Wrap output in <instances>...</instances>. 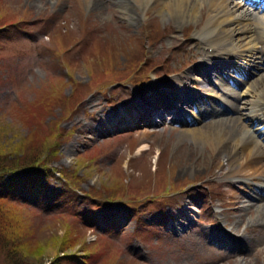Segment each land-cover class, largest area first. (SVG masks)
Masks as SVG:
<instances>
[{"label": "rangeland", "instance_id": "374dc122", "mask_svg": "<svg viewBox=\"0 0 264 264\" xmlns=\"http://www.w3.org/2000/svg\"><path fill=\"white\" fill-rule=\"evenodd\" d=\"M206 11L177 31L173 19L156 11H140V21H129L117 3L100 15L79 0H0V24L9 23L0 28L7 55L0 59L2 156L32 163L41 157L64 167L80 186L65 189L52 177L41 195L22 184L16 202H0V264H9L8 251L21 250L31 264H55L61 250L72 253L68 264H264V224L251 222L255 205L244 208L255 202L254 192L226 177L225 157L212 145L179 142L183 127L170 115L150 128L124 108L144 87L191 75L200 59L185 46L205 24ZM173 28L178 42L169 37ZM146 55L164 63L140 87L127 79L125 67L133 71ZM189 87L205 90L201 83ZM257 99L248 96V107ZM145 142L149 148L140 150ZM176 185L183 186L175 191ZM116 194L123 199L113 200ZM216 211L228 230L244 214L246 254L228 257L204 233L216 228ZM179 221L185 226L177 227Z\"/></svg>", "mask_w": 264, "mask_h": 264}, {"label": "bare ground", "instance_id": "6f19581e", "mask_svg": "<svg viewBox=\"0 0 264 264\" xmlns=\"http://www.w3.org/2000/svg\"><path fill=\"white\" fill-rule=\"evenodd\" d=\"M79 1L90 9L96 10L100 15L110 8L111 4L117 3L127 13L126 19L129 21H140V11L143 13L156 11L166 20L173 19L176 22L177 31L180 26L182 27L183 21L198 23L204 9L207 8L205 24L193 35V39L190 37L187 40L185 49L195 48L194 56L203 55L211 65L205 62L197 64L192 68L193 74L201 77L196 78L200 79L198 81L211 85L210 80L214 72L220 73L224 70L233 72L237 78L228 74L226 78L228 80L232 78L237 86L244 83L243 85L247 88L243 92L234 93L213 84L212 89L216 94L218 92L214 88L225 91L224 102L218 99L210 100L204 95L202 101L204 100L205 108L199 109L200 117L186 118L181 121L185 126L179 132L178 136L181 138L178 141L191 139L198 146L212 145L214 150L225 157L229 165L227 171L229 177L259 179L262 182L259 186L251 184L252 190L257 195L255 203L248 204L244 208L255 205L257 216L250 217L251 222L264 224V0H258L260 2L258 6L253 5L252 0ZM169 37L178 42L174 28ZM176 46L180 45L177 43ZM206 47L208 50L205 49ZM210 48H213V52H210ZM203 50L207 52L202 54ZM251 74L255 77L251 81L246 80ZM190 77L179 78L183 82L181 86H171L178 90L179 94L173 91L172 95L164 91L160 85L151 84L139 95L135 94L134 96H138V99L128 103L125 109L129 113L138 114L140 121L145 124L151 123L152 126L156 123L154 115L161 116L159 114L161 111H177L181 114L180 112H185L189 105L198 101L201 94V92L192 93L193 90L188 88V83L193 81ZM252 89L258 97L256 108L244 111L247 108V96L251 94ZM229 97L232 98L229 99ZM242 102L243 105H241ZM179 103L182 104L179 105ZM161 119L163 123L166 121L164 116ZM199 120L204 121L203 125L195 126ZM255 123L262 131L254 128ZM153 133L155 130L150 131V134ZM148 148L149 144L146 142L140 145V150ZM198 156L207 162L205 156L202 154ZM240 221L232 225L230 232L222 228H214L204 230V233L211 236L213 241L221 247L246 254L248 239L244 238L240 232L241 224H247L244 214H240ZM248 229L247 224L245 231Z\"/></svg>", "mask_w": 264, "mask_h": 264}, {"label": "trees", "instance_id": "16d2710c", "mask_svg": "<svg viewBox=\"0 0 264 264\" xmlns=\"http://www.w3.org/2000/svg\"><path fill=\"white\" fill-rule=\"evenodd\" d=\"M4 153L2 150H0V179L3 177L4 173L7 171H10L13 168L20 167L22 164L27 163L28 159L23 160H13L8 159L5 156H2ZM17 251H8L7 257H8V263L9 264H31L32 262H26L24 257H20L22 255L21 252L16 253ZM61 253H64V250H61V252L55 257V264H68V259L71 257L69 254L62 255ZM73 257V256H72ZM36 264V263H35Z\"/></svg>", "mask_w": 264, "mask_h": 264}]
</instances>
